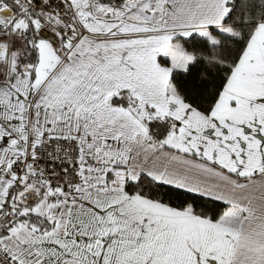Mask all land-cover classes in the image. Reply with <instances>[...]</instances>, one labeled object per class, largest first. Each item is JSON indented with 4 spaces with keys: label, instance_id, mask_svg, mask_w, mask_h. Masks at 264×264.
Returning a JSON list of instances; mask_svg holds the SVG:
<instances>
[{
    "label": "snow or ice",
    "instance_id": "snow-or-ice-1",
    "mask_svg": "<svg viewBox=\"0 0 264 264\" xmlns=\"http://www.w3.org/2000/svg\"><path fill=\"white\" fill-rule=\"evenodd\" d=\"M0 264H264V0H0Z\"/></svg>",
    "mask_w": 264,
    "mask_h": 264
}]
</instances>
